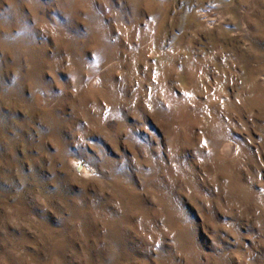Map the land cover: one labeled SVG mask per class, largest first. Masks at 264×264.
Wrapping results in <instances>:
<instances>
[{
	"label": "rangeland",
	"instance_id": "obj_1",
	"mask_svg": "<svg viewBox=\"0 0 264 264\" xmlns=\"http://www.w3.org/2000/svg\"><path fill=\"white\" fill-rule=\"evenodd\" d=\"M0 264H264V0H0Z\"/></svg>",
	"mask_w": 264,
	"mask_h": 264
}]
</instances>
